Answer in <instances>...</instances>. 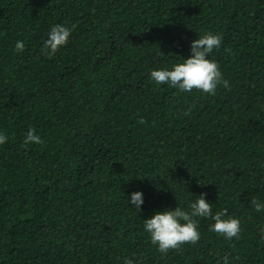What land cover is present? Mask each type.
Here are the masks:
<instances>
[{"label": "trees", "instance_id": "trees-1", "mask_svg": "<svg viewBox=\"0 0 264 264\" xmlns=\"http://www.w3.org/2000/svg\"><path fill=\"white\" fill-rule=\"evenodd\" d=\"M57 24L74 27L49 56ZM208 32L227 87L150 79ZM0 132V264H264V0H0ZM201 193L239 239L197 218V244L160 253L144 219Z\"/></svg>", "mask_w": 264, "mask_h": 264}, {"label": "clouds", "instance_id": "clouds-1", "mask_svg": "<svg viewBox=\"0 0 264 264\" xmlns=\"http://www.w3.org/2000/svg\"><path fill=\"white\" fill-rule=\"evenodd\" d=\"M74 27V26H72ZM72 27L64 24L53 25L44 41L46 54L54 55L68 43ZM223 38L220 34L208 32L191 41L190 55L182 62L174 64L171 68L154 69L150 79L157 85H167L181 93H191L194 89L208 95H215L218 86L225 87L228 81L224 79L219 64L210 59L214 50L222 46ZM23 41H17L15 50H24ZM140 123H144L141 119ZM8 137L0 132V146L7 143ZM41 136L34 128H29L24 137V144H40ZM129 205L141 210L145 200L143 191H133L126 195ZM252 204L257 212L264 211V202L253 199ZM226 212L213 213V203L207 199V193L196 195L187 208L177 206L157 211L151 217L144 219V231L149 234L151 243L162 254L170 250H179L185 244H197L201 239L199 220L197 218H210L214 223L209 225V230L218 233L226 240L239 239L242 231L241 221L235 217H228ZM264 234V226L260 229ZM123 264H137L135 254L132 258L124 257ZM217 264H221L220 261ZM222 264H229V257H222Z\"/></svg>", "mask_w": 264, "mask_h": 264}]
</instances>
